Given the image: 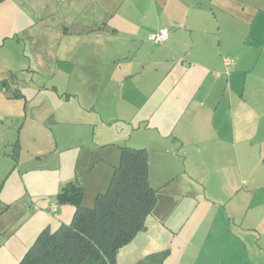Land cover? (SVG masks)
<instances>
[{"label":"crops","instance_id":"0c3cea01","mask_svg":"<svg viewBox=\"0 0 264 264\" xmlns=\"http://www.w3.org/2000/svg\"><path fill=\"white\" fill-rule=\"evenodd\" d=\"M263 11L264 0H0V168L9 146L13 151L7 155L16 161L23 146L24 124L18 130L13 126L22 119V110L11 105L24 94L21 88L7 94L13 83L19 85L11 77L40 70L67 71L84 82L88 77L108 76L104 91L117 97V107L97 112L101 122L106 126L115 120L132 122L144 113L138 136L144 142L141 148L148 151L150 183L159 189L145 227L119 251L115 264H264V196L259 193L264 191V182L254 186L242 177L240 182L221 185L209 180L211 186L221 185L222 192L213 195L210 187L205 193L181 191L174 186L178 173L165 163L156 181L157 172H153V157L160 151L179 150L187 144L202 152L210 141L222 139L239 140L235 148L241 150L242 141L250 135L249 124H264V103L258 95L249 99L245 89L234 86L239 73L226 70L225 60H236L239 66L245 49L232 47L238 38L226 43L227 34L223 36L225 26L238 28L232 19L256 26ZM249 12L251 19L245 17ZM24 17L31 25L22 27ZM260 26L264 30V22ZM163 28L169 34L165 42L150 40V35ZM183 73L191 81L203 79L195 86L182 80L168 84V77ZM48 89L37 85L34 90ZM51 89L59 92L56 86ZM61 103L63 97L55 98L52 104L42 105V112L34 106L28 119L34 124L56 120L72 125L80 119L77 115H93V106L82 105L73 114ZM260 130V135L251 133L250 137L257 141L258 158L264 162V126ZM108 137L102 133L95 146H108ZM80 142L52 146L53 163L61 159L62 150L88 145L85 139ZM81 156L82 151L79 160ZM94 156L87 154L85 162ZM114 160L107 152L95 165L89 163L86 173L54 179L55 198L67 183L78 181L84 187L83 204L93 207L91 194L96 201L106 186V177L93 175V170L108 165L102 169L108 171L107 180L112 179L111 166L115 169L120 163ZM89 175H93L91 181ZM50 202L56 205V211L51 208L60 225L72 220L75 204ZM84 264L102 263L87 259Z\"/></svg>","mask_w":264,"mask_h":264},{"label":"rangeland","instance_id":"374dc122","mask_svg":"<svg viewBox=\"0 0 264 264\" xmlns=\"http://www.w3.org/2000/svg\"><path fill=\"white\" fill-rule=\"evenodd\" d=\"M238 10L240 11V8ZM58 17L57 15V21ZM245 17L251 19L253 14L249 12ZM261 17L257 20L258 25L256 26L250 21L240 22V18L232 19L238 24V28L225 26L223 36L227 34L226 43L228 40L235 43V37L238 38V41L236 40V44L232 47L237 48L240 46L245 49L244 55L242 54L243 60H241L239 66H237L236 60H231V64L226 66L227 72H233L235 69L239 73L235 77L237 82L235 81L234 86L240 87V91L245 89V95L249 99L258 95L259 98L257 99L264 103V30L260 26V23L264 22V11ZM27 23L30 24L32 21L24 17L22 27ZM179 64L181 65V63ZM177 77H168V84L172 86V82L177 84L182 80L184 83L195 86L203 79L201 77L191 81L192 78L187 73L180 74ZM11 79L19 84V87L22 86L20 88L24 94L15 101L18 106L14 103L11 105L14 109L21 108L22 110L20 114L22 119L17 123L15 121L13 126L18 130L24 124L22 130L23 146L18 161L7 155L13 151L12 146L7 148V154L1 158V164H3V161L6 163H4V167L2 166L3 168H0V264H17L36 241L44 227L50 226L52 230L59 227L60 223L54 219L57 215L55 212L56 207L55 211L51 208L52 205H56L50 202L56 200L54 179L60 176L74 178L77 173L88 170V167H91L89 163L95 165L96 161L107 152L112 153L114 159H117L114 160L115 163H119L120 146L124 143L133 147L144 145V142H141L142 140L138 136L139 129H137L141 118L144 116L143 112L132 122L115 120L110 126L102 124L99 113L103 111L112 112L117 107V97L104 91L103 84L108 76L88 77L87 82H84L80 76L72 75L67 71L40 70L33 74L17 73ZM225 80L226 77H224V82ZM37 85L40 87L46 86L49 89L42 90L43 93H40V91L35 92L34 89ZM53 86H56L59 92L52 91ZM14 87L15 84L13 83L8 88V95L15 92ZM257 90H259L258 94L256 93ZM58 93L61 97H58L60 96ZM62 97L63 103L61 104L63 107L70 109L73 114H75V109L77 111L78 108L84 105L86 107L93 106L94 110L91 111L93 115H77L80 119L72 125L56 120L34 124L32 120L28 119V114L31 113L32 115L34 106L37 107L35 109L42 112L41 107L43 104H52L55 98L57 100ZM92 116H94V120L91 119ZM88 121H93L95 126ZM263 126L264 124H259L257 121L249 124L247 132L250 135L246 137L248 140L242 141L244 148L241 150H238L239 147L235 148V145L238 146L239 140L234 142L222 139L223 141H210L202 152H198L195 146L187 144L179 150L160 151L153 157V161L156 163L153 172H157V177L153 178L155 181L157 178L159 179L160 165L165 163L169 166L170 171L178 173L176 174L174 186H177L181 191L205 193L210 187L213 195L220 194L222 192L220 186L224 182H240L242 177L250 182L252 181L254 186L261 185L264 182V162L258 158L259 146H257V141H252L250 136L251 133L253 136L260 135V129ZM6 127H9L8 122H6ZM223 131L221 132L223 133ZM102 133L109 135L110 144L105 148L95 146L97 142L95 140L100 139L99 136ZM136 136H138V139H136ZM131 137L134 138L130 139ZM74 138L78 141H75ZM84 139L88 144L85 148H72L71 151L62 150L61 159L53 163L54 160L50 153L52 146L58 143L77 144ZM81 151L82 156L79 160ZM239 151L242 152L240 156ZM92 153L95 156L92 157V160L90 157V160L86 163V155ZM103 166L107 167L108 165ZM102 167L93 170V175L100 173L102 178L106 177V186L101 190L104 193L108 189L111 178L107 180L108 171L102 169ZM111 171L110 177L113 175V166H111ZM93 175H89L88 181L92 180ZM209 180L215 184L221 183V185L211 186L208 184ZM261 192L264 196V191L259 193ZM91 200L94 205V193L91 194Z\"/></svg>","mask_w":264,"mask_h":264},{"label":"trees","instance_id":"16d2710c","mask_svg":"<svg viewBox=\"0 0 264 264\" xmlns=\"http://www.w3.org/2000/svg\"><path fill=\"white\" fill-rule=\"evenodd\" d=\"M83 196L78 181L62 188L56 202L75 204L72 220L55 230L44 228L17 264H84L87 259L115 264L119 251L145 227L158 200L147 149L123 146L108 190L96 197L93 207L83 204Z\"/></svg>","mask_w":264,"mask_h":264},{"label":"built area","instance_id":"2783aa9c","mask_svg":"<svg viewBox=\"0 0 264 264\" xmlns=\"http://www.w3.org/2000/svg\"><path fill=\"white\" fill-rule=\"evenodd\" d=\"M168 30L166 28L160 29L159 31L153 33L152 35H150V40H152L155 43L161 44L163 42H165L168 39ZM225 63L227 65L231 64V59H226ZM19 86L15 85L14 90H19ZM52 208H55L54 205H52Z\"/></svg>","mask_w":264,"mask_h":264}]
</instances>
